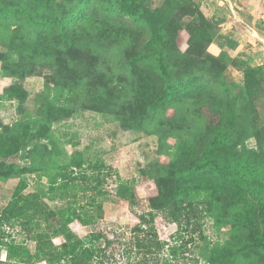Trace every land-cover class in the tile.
Wrapping results in <instances>:
<instances>
[{
    "label": "trees",
    "instance_id": "16d2710c",
    "mask_svg": "<svg viewBox=\"0 0 264 264\" xmlns=\"http://www.w3.org/2000/svg\"><path fill=\"white\" fill-rule=\"evenodd\" d=\"M186 1L164 0L153 8V0H0L1 69L16 80L10 96L25 102L23 83L34 70L54 71V94L42 95L39 115L0 132V179L48 172L58 154L53 126L80 109L106 114L122 128L155 137L157 154L170 157L143 173L157 189L155 212L174 223L204 212L216 227H230V240L203 248L208 264H264V138L256 131L257 148L248 147L251 137L238 124L245 110H264V64L231 57L226 48L235 49L234 42L224 45L221 33L227 18L206 17L200 4L187 9ZM186 16L193 19L181 20ZM184 26L190 35L185 53L177 44ZM215 44L219 54L209 51ZM231 66L242 74L238 95L225 82L235 81ZM171 133L175 143L168 145ZM21 152L28 164L18 163ZM9 210L10 218L23 215ZM53 214L60 222L54 233L66 238L74 264H104L73 243L67 227L75 214ZM8 254L20 259L23 252L12 246ZM81 257L82 263L75 261Z\"/></svg>",
    "mask_w": 264,
    "mask_h": 264
},
{
    "label": "rangeland",
    "instance_id": "374dc122",
    "mask_svg": "<svg viewBox=\"0 0 264 264\" xmlns=\"http://www.w3.org/2000/svg\"><path fill=\"white\" fill-rule=\"evenodd\" d=\"M163 2L153 0V8ZM197 4L206 17L227 18L221 33L225 35L224 45L234 42L235 49L226 48L231 57L244 58L254 66L264 64V0H187L185 7L193 9ZM93 9L94 13L97 8ZM118 18L126 19L122 15ZM189 18L193 19L186 16L181 20L188 22ZM128 21L134 25L133 20ZM189 38V29L182 27L177 38L181 52L188 50ZM4 43L0 31L1 53ZM209 51L219 54L222 50L215 44ZM230 72L235 87L229 77L225 82L238 95L242 74L232 66ZM4 74L0 62V132L6 125L37 117L42 95L54 94L51 69L39 66L25 80V102L10 96L7 89L16 80ZM172 114L169 110L167 116ZM238 124L251 137L247 146L257 148L253 136L260 131L264 138V110H245ZM53 133L58 154L52 158V169L21 178L27 184L24 189L21 179H0V264H74L65 253L66 238L54 233L60 229V222L53 213L58 217L59 212L75 214L67 229L78 251L89 248L95 252V261L104 264H208L202 256L203 248L231 239L230 227H216L204 212L186 215L180 223L169 222L155 212L151 200L157 196V189L143 173L151 162L170 161L169 156L157 154L155 137L122 128L109 115L81 109L56 123ZM174 143L171 133L167 144ZM16 159L21 165L30 161L27 152L19 153ZM123 186H128L126 195H121ZM10 207L23 215L10 218ZM139 225L142 232L137 230ZM140 241L151 249L139 247ZM12 246L21 248L20 259L9 257ZM45 253L49 255L45 257ZM75 261L82 263L84 257Z\"/></svg>",
    "mask_w": 264,
    "mask_h": 264
}]
</instances>
